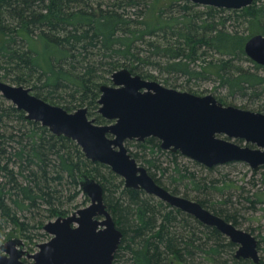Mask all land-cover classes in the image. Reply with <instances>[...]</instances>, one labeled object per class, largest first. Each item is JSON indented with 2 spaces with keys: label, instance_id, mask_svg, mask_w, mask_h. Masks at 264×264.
<instances>
[{
  "label": "trees",
  "instance_id": "trees-1",
  "mask_svg": "<svg viewBox=\"0 0 264 264\" xmlns=\"http://www.w3.org/2000/svg\"><path fill=\"white\" fill-rule=\"evenodd\" d=\"M255 34L264 36V0L239 9L189 0H0V80L29 87L68 111L85 106L88 116L98 109L100 86L111 83L112 72L120 68L172 87L181 85L178 79L214 75L230 92L259 98L264 65L243 50ZM245 61L251 66L244 67ZM95 119L108 122L99 113ZM125 143L135 144L129 153L159 185L174 194L182 186L185 196L194 191L204 208L236 224L221 206L229 198L211 202L213 193L224 195L223 180L217 184L197 176L179 161L180 152L162 149L156 137ZM162 153L169 159L162 162ZM83 174L100 182L122 232L112 264H166L171 259L195 264L196 256L209 264H264L236 258L235 244L217 228L141 189L123 186L109 166L89 160L74 140L27 120L0 94V234L8 224L24 233L25 212L39 217V228L44 218L67 214L66 203L77 195ZM65 185L73 187L69 197ZM247 199L255 207L256 201Z\"/></svg>",
  "mask_w": 264,
  "mask_h": 264
},
{
  "label": "water",
  "instance_id": "water-1",
  "mask_svg": "<svg viewBox=\"0 0 264 264\" xmlns=\"http://www.w3.org/2000/svg\"><path fill=\"white\" fill-rule=\"evenodd\" d=\"M189 1L201 6L239 9L253 0ZM243 50L251 60L264 65L262 34L248 38ZM110 78V84L100 86L97 100L98 113L108 120L104 124L90 118L85 106L68 111L37 97L29 87L0 80V93L24 111L26 119L74 140L89 160L109 166L126 187L142 188L217 228L238 244L236 258L258 262L257 239L253 235L197 201L174 195L157 184L146 167L131 156L125 142L153 136L162 149L178 151L206 167L240 161L256 170L264 165V113L224 105L210 93L198 95L168 87L132 74L127 68L115 70ZM231 139L243 140L245 145ZM79 186L90 198L89 205L45 223L44 230L52 237L38 244L34 253L23 249L20 238L8 237L0 245V264H112L122 233L103 203V188L85 174L80 176ZM23 256L32 261L24 262Z\"/></svg>",
  "mask_w": 264,
  "mask_h": 264
},
{
  "label": "rangeland",
  "instance_id": "rangeland-1",
  "mask_svg": "<svg viewBox=\"0 0 264 264\" xmlns=\"http://www.w3.org/2000/svg\"><path fill=\"white\" fill-rule=\"evenodd\" d=\"M196 64L199 65V62ZM243 66L247 68L250 67L251 64L245 61L243 62ZM213 76L209 80H190L188 82H186L185 79H182L181 81L178 79L177 84L181 83V85H178L177 87L168 86L166 84L164 85L176 88L181 91L192 92L198 95H205L210 93L214 95L217 100L221 98V100L225 102L226 105H234L243 109H249L264 113V95L259 98H255L253 97L251 92H248L245 95L230 92L227 87L221 86L219 84V81H217V79H215V77ZM157 81L163 84L160 78L157 79ZM6 101L10 102L9 100ZM96 113L98 114L97 109L93 110V113L90 114L89 117L95 118ZM231 140L240 145H245V142L243 140ZM125 145L129 149V151H135L134 143H125ZM158 157L162 162L169 159V157L164 153L159 154ZM179 161H181L182 163H186L189 169L194 171L195 174L199 177H206L208 180H219L217 184H220L221 180L225 182L227 187L224 190V195L213 193V196H210L211 202H220V200L223 201L229 198V200L225 201V203H222L221 206L226 212H228L229 214H233L236 217V227L245 231H250L255 236H257V238L260 240V261H264V167H258L256 170H254L246 162L235 161L226 164L215 165L212 170H208L206 166L196 165L192 162L194 160L184 155H182V157H179ZM164 164L165 163H163V165ZM166 180L167 175L165 176L164 181L165 185L169 187ZM64 187V195L69 197V195L73 192V187L70 186V189H68L66 185ZM182 188V186L178 187V190L180 191L178 195L185 196L182 193L184 191V189ZM187 193L189 194L187 196L189 199L196 201V199L194 198V191L190 192V190H187ZM247 197L256 201L255 207H251V203L249 202V199H247ZM69 198L70 200H68V203H66V207L68 208V215H70L74 211H77L78 209L86 207L90 203V199L83 194L80 186L77 195L72 199L71 197ZM256 198L258 199L256 200ZM23 214H25L24 220L28 222L27 230L23 233L20 227L18 228L10 224L6 225L4 227V230L2 231V234H0V245L6 241V238L8 236H11L12 238L17 237L20 238L22 242H24V250L28 251L29 253H34L38 250V244L48 241L51 235L44 230V227H36V221L39 217L26 212ZM49 220H53V218H44L42 220L43 226ZM225 237L229 239L226 235ZM235 250L236 247H234L233 253H235ZM174 264L177 263L174 261ZM195 264H209V262H207L202 256H196Z\"/></svg>",
  "mask_w": 264,
  "mask_h": 264
},
{
  "label": "flooded vegetation",
  "instance_id": "flooded-vegetation-1",
  "mask_svg": "<svg viewBox=\"0 0 264 264\" xmlns=\"http://www.w3.org/2000/svg\"><path fill=\"white\" fill-rule=\"evenodd\" d=\"M28 120V119H27ZM240 140V139H239ZM250 147H254V145H252V144H250L249 145ZM263 166V165H262ZM261 167V166H260ZM156 182V181H155ZM157 183V182H156ZM158 184V183H157ZM123 186H125V184H124V180H123ZM162 186V185H161ZM126 187V186H125ZM163 187V186H162ZM165 188V187H164ZM134 189H141V190H143L142 188H134ZM166 189V188H165ZM168 190V189H167ZM144 191V190H143ZM168 191H170V190H168ZM145 192V191H144ZM171 192V191H170ZM145 193H147V192H145ZM172 193V192H171ZM147 194H149V193H147ZM172 194H174V193H172ZM150 195H152V196H155V195H153V194H150ZM174 195H178V194H174ZM179 196H182V195H179ZM86 197H88V196H86ZM155 197H157V196H155ZM182 197H184V198H187V199H189L187 196H182ZM89 198V197H88ZM158 198V197H157ZM90 199V198H89ZM158 199H160V198H158ZM162 200V199H161ZM164 201V200H163ZM195 201V200H194ZM90 202H91V200H90ZM166 202V201H165ZM103 203L106 205V207H107V209H108V211H109V213H110V215H111V217H112V214H111V212H110V210H109V208H108V205L106 204V202L104 201V196H103ZM168 203V202H167ZM199 203V202H198ZM90 204V203H89ZM88 204V205H89ZM169 204V203H168ZM171 205V204H170ZM173 206V205H172ZM176 207V206H175ZM178 208V207H177ZM180 209V208H179ZM183 211V210H182ZM185 212V211H184ZM187 213V212H186ZM68 215V213L67 214H65L64 216H67ZM58 217V216H57ZM57 217H55V218H57ZM55 218H53V220L55 219ZM98 219H103V216H98ZM112 219H113V217H112ZM50 221V220H49ZM113 221H114V219H113ZM227 221V220H226ZM115 223V222H114ZM232 223V222H231ZM233 224V223H232ZM116 225V224H115ZM234 225V224H233ZM72 226H75V224H72ZM234 226H236V225H234ZM42 227H44V226H42ZM116 228H118L117 227V225L115 226ZM99 229V228H98ZM119 229V228H118ZM247 232H249L251 235H253L256 239H257V250H258V256H259V243H260V240L257 238V236H255L252 232H250V231H247ZM48 233V232H47ZM122 233V232H121ZM48 234H50V233H48ZM51 235V234H50ZM224 235V234H223ZM225 236V235H224ZM8 237H11V236H8ZM7 237V238H8ZM52 237V235L50 236V238ZM122 237V236H121ZM6 238V239H7ZM14 238V237H13ZM15 238H17V237H15ZM49 238V239H50ZM229 241H231L230 239H228ZM120 241H121V239H120ZM232 242V241H231ZM234 243V242H233ZM22 244H23V249H24V246H25V244H24V242H22ZM235 244V247L237 248L238 247V244L237 243H234ZM115 253V252H114ZM114 258V257H113ZM22 260L24 261V262H26V263H29V262H31L32 261V259H30V258H28L27 256H23L22 257ZM252 263H258L259 261H260V256H259V261L258 262H253L252 261V259H249ZM112 262H113V260H112ZM166 264H174V260H169Z\"/></svg>",
  "mask_w": 264,
  "mask_h": 264
}]
</instances>
